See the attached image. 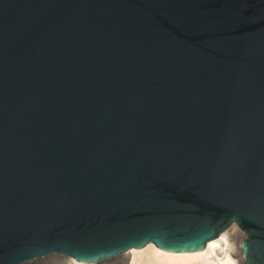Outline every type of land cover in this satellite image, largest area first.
I'll use <instances>...</instances> for the list:
<instances>
[{"label":"water","instance_id":"obj_1","mask_svg":"<svg viewBox=\"0 0 264 264\" xmlns=\"http://www.w3.org/2000/svg\"><path fill=\"white\" fill-rule=\"evenodd\" d=\"M233 223L264 264V0H0V264Z\"/></svg>","mask_w":264,"mask_h":264},{"label":"bare ground","instance_id":"obj_2","mask_svg":"<svg viewBox=\"0 0 264 264\" xmlns=\"http://www.w3.org/2000/svg\"><path fill=\"white\" fill-rule=\"evenodd\" d=\"M235 229L236 223L209 241L204 249L197 251L170 252L160 249L154 243H148L142 248H131L116 258L100 263H84L68 256L65 258L71 259L68 264H241L244 257L240 242L245 234Z\"/></svg>","mask_w":264,"mask_h":264},{"label":"rangeland","instance_id":"obj_3","mask_svg":"<svg viewBox=\"0 0 264 264\" xmlns=\"http://www.w3.org/2000/svg\"><path fill=\"white\" fill-rule=\"evenodd\" d=\"M235 230L236 231H240V229H239L237 224H236V229ZM243 238H242V240H243ZM69 261H71V259L65 258V256L49 255V256L44 257L42 259H38L36 261L29 262V263H26V264H58L57 262H59L60 264H65V263L68 264Z\"/></svg>","mask_w":264,"mask_h":264},{"label":"built area","instance_id":"obj_4","mask_svg":"<svg viewBox=\"0 0 264 264\" xmlns=\"http://www.w3.org/2000/svg\"><path fill=\"white\" fill-rule=\"evenodd\" d=\"M240 229V228H239ZM241 230V229H240ZM241 232H243L242 230H241ZM244 233V232H243ZM245 236V235H244Z\"/></svg>","mask_w":264,"mask_h":264}]
</instances>
